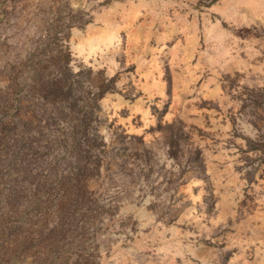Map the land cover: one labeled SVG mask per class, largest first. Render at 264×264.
Returning <instances> with one entry per match:
<instances>
[{"label":"rangeland","instance_id":"1","mask_svg":"<svg viewBox=\"0 0 264 264\" xmlns=\"http://www.w3.org/2000/svg\"><path fill=\"white\" fill-rule=\"evenodd\" d=\"M0 127V264H264V0H0Z\"/></svg>","mask_w":264,"mask_h":264},{"label":"trees","instance_id":"2","mask_svg":"<svg viewBox=\"0 0 264 264\" xmlns=\"http://www.w3.org/2000/svg\"><path fill=\"white\" fill-rule=\"evenodd\" d=\"M53 87L52 88H54V89H56V90H63V85H62V82H61V80L59 81V80H54L53 79ZM51 108H53V107H51ZM3 109H5L4 107H3ZM0 130H1V127H0ZM1 134H2V132L0 131V140H1ZM9 200H10V202H13L14 201V199L13 198H9ZM13 205V204H12ZM14 210H16V208H13Z\"/></svg>","mask_w":264,"mask_h":264}]
</instances>
